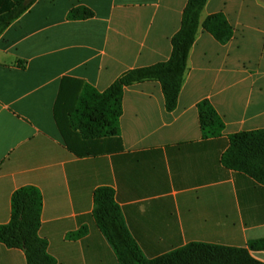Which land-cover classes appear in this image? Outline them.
Returning <instances> with one entry per match:
<instances>
[{
    "label": "crops",
    "instance_id": "1",
    "mask_svg": "<svg viewBox=\"0 0 264 264\" xmlns=\"http://www.w3.org/2000/svg\"><path fill=\"white\" fill-rule=\"evenodd\" d=\"M13 3L0 0V17ZM187 3L36 0L0 35V226L10 222L13 194L37 188L40 236L57 264H119L94 218L100 187L114 190L148 259L191 243L246 248L264 239V186L221 161L229 136L264 129V0H209L202 22L222 12L234 38L221 45L200 29L173 112L159 82L127 87L111 152L76 156L54 118L64 79L104 92L128 70L168 61ZM80 6L94 17L69 20ZM245 28L261 36L252 56L239 39ZM205 99L224 122L221 137H203L197 105ZM82 228L83 238H68ZM251 255L264 263V252ZM0 264L28 263L22 250L0 243Z\"/></svg>",
    "mask_w": 264,
    "mask_h": 264
},
{
    "label": "trees",
    "instance_id": "2",
    "mask_svg": "<svg viewBox=\"0 0 264 264\" xmlns=\"http://www.w3.org/2000/svg\"><path fill=\"white\" fill-rule=\"evenodd\" d=\"M13 0V7L0 17V35L9 24L24 14L35 2ZM209 0H188L180 30L172 37V52L166 62L131 69L123 73L104 92L78 80H63L54 108V118L62 138L76 156L90 157L111 152L107 142L121 141L119 120L123 114V97L127 87L143 82H159L165 108L173 112L178 106L191 50L202 28L219 44L227 45L235 30L222 12L208 16L202 13ZM94 12L80 6L70 11L69 20H88ZM67 82L72 83L71 86ZM200 127L205 139L223 135L224 122L209 100L197 105ZM111 145V144H109ZM229 170L243 173L264 186V129L229 136V147L222 155ZM10 222L0 226V243L22 250L28 264H57L48 252V242L40 236L43 198L32 186L18 189L11 199ZM94 218L117 256L119 264H264L251 252H264V239L252 240L246 248H233L206 243H191L155 259L146 258L131 236L115 192L100 187L94 193ZM87 228L71 233V240L81 239Z\"/></svg>",
    "mask_w": 264,
    "mask_h": 264
},
{
    "label": "rangeland",
    "instance_id": "3",
    "mask_svg": "<svg viewBox=\"0 0 264 264\" xmlns=\"http://www.w3.org/2000/svg\"><path fill=\"white\" fill-rule=\"evenodd\" d=\"M240 34L239 39L243 43L245 52L251 55L257 54L262 50L261 36L254 29L245 28Z\"/></svg>",
    "mask_w": 264,
    "mask_h": 264
},
{
    "label": "water",
    "instance_id": "4",
    "mask_svg": "<svg viewBox=\"0 0 264 264\" xmlns=\"http://www.w3.org/2000/svg\"><path fill=\"white\" fill-rule=\"evenodd\" d=\"M28 2H32V1H34V0H27Z\"/></svg>",
    "mask_w": 264,
    "mask_h": 264
}]
</instances>
